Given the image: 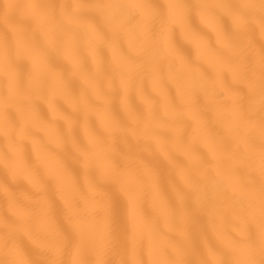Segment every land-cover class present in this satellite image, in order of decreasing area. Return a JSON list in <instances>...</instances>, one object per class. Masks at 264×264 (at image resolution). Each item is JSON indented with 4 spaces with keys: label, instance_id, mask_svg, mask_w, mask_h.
<instances>
[{
    "label": "snow or ice",
    "instance_id": "obj_1",
    "mask_svg": "<svg viewBox=\"0 0 264 264\" xmlns=\"http://www.w3.org/2000/svg\"><path fill=\"white\" fill-rule=\"evenodd\" d=\"M0 264H264V0L0 3Z\"/></svg>",
    "mask_w": 264,
    "mask_h": 264
},
{
    "label": "bare ground",
    "instance_id": "obj_2",
    "mask_svg": "<svg viewBox=\"0 0 264 264\" xmlns=\"http://www.w3.org/2000/svg\"><path fill=\"white\" fill-rule=\"evenodd\" d=\"M3 2H4V0H0V3H3ZM161 2H163V0H161ZM197 23L199 24V21H197ZM200 27H201L202 31L207 32V33H209V35H211L208 28L204 27L203 25H200ZM175 39H176L177 44L190 55L191 59L194 62L203 63V60L198 56L196 47L191 42H189L185 38L184 34H182L179 30L176 33ZM52 56L58 63H63V61L59 60L55 51L52 52ZM149 90L151 91V86L149 87ZM153 94H155V93H153ZM57 99H58L59 103L65 104V107H67V104L65 103V101L63 99H60L59 97ZM28 151L32 154L33 162L36 163V156H35V152L33 151L32 145H28ZM67 165L70 169H79V165L75 164L72 161H68ZM56 167H57V161L51 160V161H49L48 167H41L40 168L41 174L48 175L49 171L54 170ZM80 180H81V183H83V176L82 175L80 177ZM50 184L52 185L51 197L54 201V217L58 223H60L64 228H67L68 227L67 221L61 215V212H62L63 207H64L63 201H62L59 193L55 190L54 182L50 181ZM25 187H27L26 184H25ZM109 195H111L115 198H119L120 200H123L122 194L120 193L118 187H116L115 185L109 186ZM144 207H145V211L150 216H155L157 214L156 210L153 208V206L151 205L150 202H146ZM26 243H27V241H26Z\"/></svg>",
    "mask_w": 264,
    "mask_h": 264
}]
</instances>
